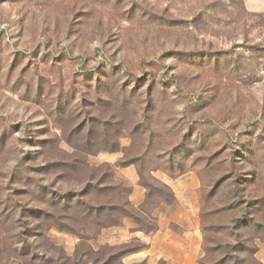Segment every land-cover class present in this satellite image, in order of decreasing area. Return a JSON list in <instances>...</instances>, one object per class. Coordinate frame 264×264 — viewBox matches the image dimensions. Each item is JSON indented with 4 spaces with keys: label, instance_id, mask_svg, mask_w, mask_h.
<instances>
[{
    "label": "rangeland",
    "instance_id": "obj_1",
    "mask_svg": "<svg viewBox=\"0 0 264 264\" xmlns=\"http://www.w3.org/2000/svg\"><path fill=\"white\" fill-rule=\"evenodd\" d=\"M90 176L132 216L42 227ZM246 204L263 223L264 0H0V264H100L116 248L123 264H170L144 237L194 225L200 264L203 225L226 240ZM241 238V263L264 264V228Z\"/></svg>",
    "mask_w": 264,
    "mask_h": 264
},
{
    "label": "trees",
    "instance_id": "obj_2",
    "mask_svg": "<svg viewBox=\"0 0 264 264\" xmlns=\"http://www.w3.org/2000/svg\"><path fill=\"white\" fill-rule=\"evenodd\" d=\"M83 161L74 160L73 162H69V166L78 169L79 167H82ZM84 165V163H83ZM233 184H236L234 182ZM97 188L98 186H102V191L104 195V200L102 203L97 202L96 205L90 204V201L87 200L85 197L90 193L89 188L90 187ZM113 188L110 184H105L103 181L99 178L94 180L93 176H90L89 179L83 184L82 190L78 192H74L68 194V191L58 193L60 196V202L53 203L52 207L57 210L58 212L61 211L60 215L57 217V220L59 219L58 223H49L46 222L45 224H42L44 226L48 225H54L56 227L60 228H66V229H72L74 226L76 227L75 223L77 221L79 222L81 219V216L89 215L88 213L92 214L95 217V220H93L95 223H98V221H102L103 219H106V221H112L115 219V222L117 219H119L120 216H132L134 206L130 203L128 199H122L120 197H114L110 195V190ZM68 196L66 197V195ZM238 194L237 189L233 191V197H236ZM107 195V196H106ZM79 203V204H78ZM258 203V202H255ZM80 210L78 213H76L77 210ZM32 210V209H31ZM87 211L88 213L84 212ZM47 213V211L43 208L36 209V214L40 213ZM32 213V212H31ZM35 214V210L31 216V219L26 220L30 216V211L25 216V221H22V228L24 227L27 232L30 231L31 224L38 218V216ZM46 217H52L54 214H45ZM68 218V219H67ZM99 219V220H98ZM54 221V220H53ZM104 221V220H103ZM254 223L256 226H261L264 228V222L259 223L255 221L254 217L251 214L250 211V204H246L243 211H241V215L234 217L229 221V223L223 224V226L220 227V229L224 231H228V238L226 237V240H220L215 237L213 234V231H218L219 227H216L215 225L211 224H204L203 228L206 231V238H205V255L202 257V259L199 260L200 264H225L227 258H231V261L233 264H242L240 260V253H241V244H243L242 238H241V230L245 229L249 223ZM203 224V223H202ZM36 227L38 229L41 228V224L36 223ZM157 227V226H156ZM78 229V228H77ZM76 231L78 235L79 231ZM24 232V231H23ZM80 241H82L83 236H80ZM80 244L82 245L83 242ZM21 245L24 249L27 247L30 248L31 251H34L35 249L32 248L31 244L26 240V237H24L21 240ZM116 248V251L113 253L111 252V255L108 256V258L104 260H100V264H123L122 263V256H124L129 249L125 248ZM221 254L219 258H216L215 260H209V254L217 252ZM92 252V251H89ZM33 253V252H32ZM28 264H61L56 260H53L51 258H42L41 255H38L35 261H32L31 259L26 260ZM73 264H87L85 260H83L81 257L80 259L76 260V263ZM158 264H168L164 263V260L160 261ZM171 264V263H170Z\"/></svg>",
    "mask_w": 264,
    "mask_h": 264
},
{
    "label": "crops",
    "instance_id": "obj_3",
    "mask_svg": "<svg viewBox=\"0 0 264 264\" xmlns=\"http://www.w3.org/2000/svg\"><path fill=\"white\" fill-rule=\"evenodd\" d=\"M131 170V169H130ZM132 171V170H131ZM179 185V184H178ZM171 186V185H170ZM172 187V186H171ZM181 187V186H179ZM187 195L181 194V198ZM177 223L181 224V219L176 220ZM159 226V224H158ZM197 225L193 226V230L182 229L185 233L176 234L175 232L161 233L159 230L151 236H145V242L150 241L152 243V250H154L157 257H161L166 260H170L172 264H197L196 259L200 253L201 243H196L193 238V232H197ZM186 230V231H185ZM190 232V234H189ZM174 233V234H173ZM141 239V238H140ZM142 240V239H141ZM174 245L179 249V256L167 254L169 245ZM157 246V248H156Z\"/></svg>",
    "mask_w": 264,
    "mask_h": 264
}]
</instances>
